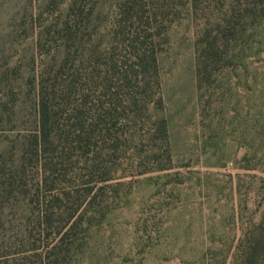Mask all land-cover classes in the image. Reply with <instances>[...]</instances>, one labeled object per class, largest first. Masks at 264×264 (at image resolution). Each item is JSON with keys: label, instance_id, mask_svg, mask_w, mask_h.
I'll return each instance as SVG.
<instances>
[{"label": "trees", "instance_id": "1", "mask_svg": "<svg viewBox=\"0 0 264 264\" xmlns=\"http://www.w3.org/2000/svg\"><path fill=\"white\" fill-rule=\"evenodd\" d=\"M204 1L50 0L32 10L26 89L17 61L19 98L0 100V264H75L135 175L172 167L161 56L175 21L203 13L201 89L236 65L243 33L264 25V0L218 12Z\"/></svg>", "mask_w": 264, "mask_h": 264}, {"label": "rangeland", "instance_id": "2", "mask_svg": "<svg viewBox=\"0 0 264 264\" xmlns=\"http://www.w3.org/2000/svg\"><path fill=\"white\" fill-rule=\"evenodd\" d=\"M229 1L204 5L218 12ZM49 2L0 0V100L19 98L16 85L26 89L31 13L48 10ZM202 14L175 21L161 56L172 167L135 175L75 264H264V25L243 33L236 65L201 89ZM17 61L22 74L13 86Z\"/></svg>", "mask_w": 264, "mask_h": 264}]
</instances>
